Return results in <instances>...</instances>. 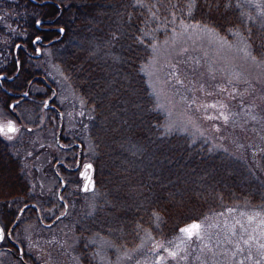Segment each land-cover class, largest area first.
<instances>
[{
    "label": "trees",
    "instance_id": "1",
    "mask_svg": "<svg viewBox=\"0 0 264 264\" xmlns=\"http://www.w3.org/2000/svg\"><path fill=\"white\" fill-rule=\"evenodd\" d=\"M176 15L226 37L239 34L255 57L264 56V5L256 14L242 0H0V75L19 72L6 86L23 89L30 81L42 80L51 84L27 51L40 37L86 103L79 141L84 144L87 132L96 185L112 205L96 221L81 225L83 234L109 233L129 244L141 230L150 229L167 247L166 242L192 223L237 203L262 202V182L229 151L210 150L187 135L164 133V116L156 109L142 67L152 43L162 38ZM56 28L63 29V36ZM19 43L25 49L15 54ZM243 107L240 103L216 133L227 128L245 139L262 134V119ZM197 118L207 120L204 113ZM228 137L225 142L230 144ZM255 142L244 141L242 151L260 160L264 173V149L257 147L264 142ZM13 150L0 139V172L8 183L0 186V200L18 209L37 202L28 191L40 181L33 161L23 172ZM13 221H5L7 227ZM88 253L87 264H93Z\"/></svg>",
    "mask_w": 264,
    "mask_h": 264
},
{
    "label": "rangeland",
    "instance_id": "2",
    "mask_svg": "<svg viewBox=\"0 0 264 264\" xmlns=\"http://www.w3.org/2000/svg\"><path fill=\"white\" fill-rule=\"evenodd\" d=\"M242 1L256 14L264 5V0ZM164 31L162 38L152 43L151 55L142 67L156 109L164 116V133L187 135L192 143L200 142L210 150L229 151L249 166V172L264 187L260 160H255L252 153L242 151L244 141L264 142V130L259 137L249 139L237 131L231 133L227 128L221 134L215 130L226 124L225 120H231L240 103L253 117L262 119L264 125V56L255 57L246 38L239 34L226 37L209 26L177 15L170 18ZM40 50L41 56L33 58L51 84L44 80L30 83L26 88L30 93L28 99L8 111L0 108V125L6 126L12 121L18 129L9 133L13 141L6 143L21 159L23 172L29 169L30 161L38 170L40 183L29 185L28 193L37 198L43 219L49 225L64 215L53 225L40 230L48 235L47 253L42 257L39 253L42 244L36 242L31 248L36 253L29 249L34 253L30 256L37 259L35 262L87 264L86 254L91 252L93 264H264V196L260 203L241 202L217 216L209 215L199 223L198 237L188 238L180 233L166 242L167 247L160 245L150 229L141 230L137 239L129 244L114 240L109 233L83 234L81 225L96 221L97 215L112 202L106 191H101L97 185L92 192L82 194L83 181L75 173H66L62 169L67 189L61 196L66 205L57 197L62 185L54 168L61 165L57 164L59 162L67 167L75 166L77 144L81 140L82 110H86V103L63 67L54 62L50 50L46 46ZM27 51L35 55L33 49ZM45 102L55 109L45 108ZM246 111L236 114L237 117ZM197 113H204L207 120L197 118ZM59 133L62 144L74 145L73 149L59 148L56 142ZM84 134V144L80 143L82 161L88 164L93 157V145L88 133ZM227 137L232 143L225 142ZM257 147L264 149V145ZM6 185L8 183L0 172V186ZM2 206L1 201L0 211ZM5 206L13 208V205ZM39 228L35 220L25 221L16 234L27 242ZM0 264L21 263L10 253L3 252Z\"/></svg>",
    "mask_w": 264,
    "mask_h": 264
},
{
    "label": "flooded vegetation",
    "instance_id": "3",
    "mask_svg": "<svg viewBox=\"0 0 264 264\" xmlns=\"http://www.w3.org/2000/svg\"><path fill=\"white\" fill-rule=\"evenodd\" d=\"M28 54L30 56H32V54H30V53H28ZM7 77H11V76H7ZM8 81L9 80H4V81H2V86L0 85V104H1L0 108L4 109L5 111L6 110L8 111V108L14 109V106L19 105L20 103H22L23 101H25L26 99H28L30 97V93L27 91L26 88L14 89V88L7 87L6 85H7ZM30 82L27 83V85H29ZM26 93H28V94L26 95ZM47 101L49 102L50 99ZM46 102H45V108L48 109V107H49L51 109L52 108L55 109V106H53L49 103L47 104ZM60 117L62 120V114H60ZM58 137H59L61 143H58ZM0 139L4 142L13 141V137H11V139H8L7 136H4V135H0ZM56 142H57V145L59 146V148H61L62 150L66 151V150L74 148V145L64 146L62 144L60 133L57 135ZM78 156H79V151H78L75 166L67 167L63 163L59 167L54 168V173L60 182V186L62 185V180L64 181V178H63L64 176L61 173L62 171L66 172V173H75V175L78 176V179L83 181V187L81 188L80 192L82 194L87 193V192H92L89 190H86V191L82 190L88 181V176H89L90 171H89V169H84V166L87 164V162L82 161L83 156L81 157L80 160L78 159ZM82 162H85V163H82ZM58 168H60V169H58ZM61 169H62V171H61ZM93 178L95 179L94 171H93L91 179H93ZM95 181H96V179H95ZM65 188L67 189V183H66ZM66 189H64L63 192H65ZM57 197H58V195H57ZM61 202L63 205L65 204V201H61ZM33 203L37 206V208H34V207L25 208V206L27 204H33ZM1 210L2 211H0V212H1L2 216L0 218V224H1L3 231H4V237H3V240L1 243L0 254L3 252L10 253L13 256L14 260L20 261L21 264H48V263H45V261L40 262V263L35 262L37 259L30 256V255H33L34 253H36V252H34L33 249H31L33 247V245H36V242L38 243V245L42 244V247L40 248V252H39L40 255L42 257H44L47 253L48 235L43 233L40 230L47 228L48 224L43 219L42 210L40 209L39 204L36 202L30 201V202L22 204L18 209H13V208H9L7 206H2ZM12 219H14V221L12 223H10V225L7 227V224L5 221L12 220ZM34 220L38 223L40 228L37 231H35L34 234H32L31 236H29L27 238V242H26V240L20 239L17 236L16 231L20 228L21 224L25 221L30 223L31 221H34ZM14 224H15V227L10 232V229ZM35 248H38V247H35ZM29 249L32 250L34 253L31 252ZM31 261H34V262H31Z\"/></svg>",
    "mask_w": 264,
    "mask_h": 264
},
{
    "label": "water",
    "instance_id": "4",
    "mask_svg": "<svg viewBox=\"0 0 264 264\" xmlns=\"http://www.w3.org/2000/svg\"><path fill=\"white\" fill-rule=\"evenodd\" d=\"M41 21L40 22H38L37 23V27H40L41 26ZM61 29L62 28H59V29H57L58 30V32H60L61 33V36H63V31H61ZM63 30V29H62ZM36 44H42V42H41V38H36L34 41H33V45H34V47H35V57L36 58H39L40 56H41V50L39 49V48H37L36 47ZM24 47V45L23 44H21V43H19L17 46H16V48H15V53H17V51H18V49H21V48H23ZM16 76V75H15ZM15 76H13V77H10V78H7L4 74H2V75H0V84H1V82H2V80H5V79H8V80H13L14 78H15ZM28 93H26V95H27ZM58 142H60V139H59V137H58ZM77 146L79 147V156H78V159L80 160L81 159V156H82V145L79 143V144H77ZM79 162V161H78ZM58 165H60V164H63L62 162H59V163H57ZM91 166L90 168H88V167H86V166ZM84 169H89V171H90V173H89V176H88V181H87V183H86V185L84 186V188L82 189L83 191H86V190H89V191H93L94 189H95V187H96V181H95V179L93 178V179H91V177H92V174H93V171H94V167H93V164L92 163H88V164H86L85 166H84ZM65 187H66V184H65V182L62 180V187H61V189H60V191H59V193H58V198L61 200V201H64L63 200V198H62V196H61V193L64 191V189H65ZM27 207H34V208H37V206L33 203V204H27L26 206H25V208H27ZM23 210V209H22ZM64 215H62V216H60V217H58V218H56L52 223H50L48 226H51V225H53L57 220H59L61 217H63ZM16 224V223H15ZM15 224L11 227V229H10V232L13 230V228L15 227ZM0 231H2V238H0V252H1V243H2V240H3V237H4V231H3V228H2V226H1V224H0Z\"/></svg>",
    "mask_w": 264,
    "mask_h": 264
},
{
    "label": "snow or ice",
    "instance_id": "5",
    "mask_svg": "<svg viewBox=\"0 0 264 264\" xmlns=\"http://www.w3.org/2000/svg\"><path fill=\"white\" fill-rule=\"evenodd\" d=\"M61 31H63L61 29ZM225 119H227V117H225ZM18 131V129H16L14 127V124L12 121H9L8 124L6 126H0V135H4L7 136L8 139H11V136L9 135V133H14ZM88 168H90L91 166H86ZM200 224L199 223H192L182 229H180V231L182 233H184L188 238H192L193 236H199L200 234ZM0 238H2V231H0ZM170 255L175 256V253H170Z\"/></svg>",
    "mask_w": 264,
    "mask_h": 264
}]
</instances>
